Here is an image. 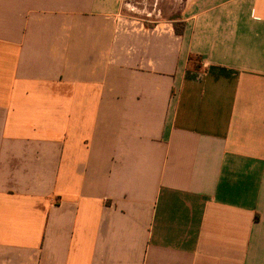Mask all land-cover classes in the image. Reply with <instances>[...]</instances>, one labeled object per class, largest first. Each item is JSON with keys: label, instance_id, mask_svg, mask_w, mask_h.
Segmentation results:
<instances>
[{"label": "crops", "instance_id": "crops-1", "mask_svg": "<svg viewBox=\"0 0 264 264\" xmlns=\"http://www.w3.org/2000/svg\"><path fill=\"white\" fill-rule=\"evenodd\" d=\"M129 5L0 0V264H264V0Z\"/></svg>", "mask_w": 264, "mask_h": 264}, {"label": "rangeland", "instance_id": "rangeland-1", "mask_svg": "<svg viewBox=\"0 0 264 264\" xmlns=\"http://www.w3.org/2000/svg\"><path fill=\"white\" fill-rule=\"evenodd\" d=\"M128 6L125 10L131 15L144 19H176L180 17L182 0H161L157 6L152 0H127Z\"/></svg>", "mask_w": 264, "mask_h": 264}, {"label": "trees", "instance_id": "trees-1", "mask_svg": "<svg viewBox=\"0 0 264 264\" xmlns=\"http://www.w3.org/2000/svg\"><path fill=\"white\" fill-rule=\"evenodd\" d=\"M175 32L177 35L182 36L185 30V24L181 21L174 23Z\"/></svg>", "mask_w": 264, "mask_h": 264}]
</instances>
